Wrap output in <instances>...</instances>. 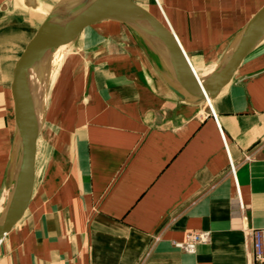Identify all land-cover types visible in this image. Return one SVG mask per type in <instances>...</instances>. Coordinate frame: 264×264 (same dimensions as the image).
I'll use <instances>...</instances> for the list:
<instances>
[{"label":"crops","instance_id":"0c3cea01","mask_svg":"<svg viewBox=\"0 0 264 264\" xmlns=\"http://www.w3.org/2000/svg\"><path fill=\"white\" fill-rule=\"evenodd\" d=\"M57 1L0 0V206L16 173L15 67ZM136 1L165 16L198 77L264 4ZM61 47L51 102L47 88L39 97L33 194L0 240V264H253L249 230L264 227V36L210 102L188 95L122 22L102 20L66 55ZM199 231L207 238L193 251L176 245Z\"/></svg>","mask_w":264,"mask_h":264},{"label":"water","instance_id":"95a60500","mask_svg":"<svg viewBox=\"0 0 264 264\" xmlns=\"http://www.w3.org/2000/svg\"><path fill=\"white\" fill-rule=\"evenodd\" d=\"M57 15H62V19H57ZM104 19H117L129 24L141 22L149 33L147 37L159 49L177 82L195 100L214 98L231 80L243 58L264 36L263 4L241 31L220 63L219 71L198 77L163 14L161 17L136 0H58L20 54L14 71L11 90L19 135L16 142L18 164L14 181L0 206V240L21 218L33 194L37 124L28 113L24 90L30 64L34 60L39 63L42 53L59 39L61 46L75 45L83 31Z\"/></svg>","mask_w":264,"mask_h":264},{"label":"bare ground","instance_id":"6f19581e","mask_svg":"<svg viewBox=\"0 0 264 264\" xmlns=\"http://www.w3.org/2000/svg\"><path fill=\"white\" fill-rule=\"evenodd\" d=\"M56 17H57V19H62V15H59V16L57 15ZM104 20H114V19H104ZM116 21H119V22H122L123 24H125L131 30V32L134 34V36L139 41L142 42V44L147 49V52L149 54L157 56L159 59L160 58L163 59L159 49L149 40V38H148L149 33L146 29H144L141 26V22H139V24H135V23L129 24L127 22L117 20V19H116ZM58 46H60V39L56 43H54L52 46L48 47L42 53V56L39 59L40 61L38 60L39 63L36 64L35 60L32 61V63L30 64L31 65L30 71L28 72V75L25 78L24 90H25V94L27 97V105L26 106H27V110H28L29 115H31L33 117L35 116L37 109L39 108V105H40L37 103L39 97L42 95V93H44V91L48 87V85L50 83H52L56 77L59 76V67L56 65L57 64L56 61L59 60V55H57V59H56V51H57ZM70 50H71V45L68 47L63 46V47H61L60 54L63 53L66 55ZM40 63H42L43 65L42 64L40 65ZM46 66H47V70L45 71L46 73H44L43 68H46ZM219 68H220V64H218L217 67L208 76L218 72ZM207 102H210V101L207 100ZM12 179L13 178H10V181Z\"/></svg>","mask_w":264,"mask_h":264},{"label":"built area","instance_id":"2783aa9c","mask_svg":"<svg viewBox=\"0 0 264 264\" xmlns=\"http://www.w3.org/2000/svg\"><path fill=\"white\" fill-rule=\"evenodd\" d=\"M233 170V165H231ZM252 239V262L253 264H264V227L252 228L249 230ZM207 238L206 232H193L184 242H176L186 251H193L198 242L204 241Z\"/></svg>","mask_w":264,"mask_h":264},{"label":"rangeland","instance_id":"374dc122","mask_svg":"<svg viewBox=\"0 0 264 264\" xmlns=\"http://www.w3.org/2000/svg\"><path fill=\"white\" fill-rule=\"evenodd\" d=\"M114 45V44H113ZM118 45V44H117ZM72 47V46H71ZM111 47H118V46H111ZM70 48V47H69ZM42 63H40V65H41ZM48 64V63H47ZM43 65V64H42ZM84 65H85V60H84ZM48 66V65H47ZM47 66H46V68H43V72L44 73H46L45 71L47 70ZM55 83V82H54ZM50 85H51V83L48 85V87H47V96H46V103H47V106L49 105V102H51V101H49L50 100V97H51V91H52V89L53 88H50ZM40 99V98H39ZM38 99V100H39ZM40 102H42V99L41 100H39L37 103L38 104H40L39 105V108L37 109V112H36V114H35V116H34V118H35V121H36V124H37V126L38 125H40V124H42L43 123V119H42V114H41V112H42V104L40 103ZM46 103H45V105H46ZM17 164H18V154H16L15 155V167L17 168Z\"/></svg>","mask_w":264,"mask_h":264}]
</instances>
